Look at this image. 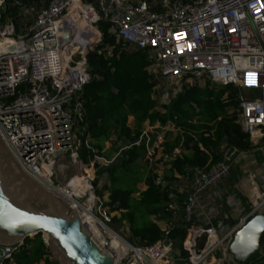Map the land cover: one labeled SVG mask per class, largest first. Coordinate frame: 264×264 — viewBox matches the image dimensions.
I'll list each match as a JSON object with an SVG mask.
<instances>
[{
    "label": "built area",
    "instance_id": "obj_1",
    "mask_svg": "<svg viewBox=\"0 0 264 264\" xmlns=\"http://www.w3.org/2000/svg\"><path fill=\"white\" fill-rule=\"evenodd\" d=\"M4 2L0 0V136L23 167L69 201L114 264H172L171 254L184 260L169 237L178 220L188 226L182 241L188 264H205L210 257L213 264H236L227 253L235 232L264 211V0H46L19 5L17 22L3 19ZM100 23L108 24L118 40L145 52L160 106L194 85H233L238 91L237 119L249 147H224L210 168L191 171L184 206L170 194L167 206L174 222L160 226L163 237L150 245H134L114 229L113 213L93 190L86 168L97 159L113 162L142 139L150 164L163 166L179 152L162 146L163 132L175 127L147 124L137 140L121 144L110 159L91 148L80 125L85 109L79 96L91 80L86 54L101 40ZM83 42L91 44L87 51ZM83 148L94 152L92 159H83ZM62 156L75 165L65 185L53 171ZM235 167L246 181L247 209L236 193L220 185ZM172 181H165L163 173L155 178L161 187ZM223 200L234 217H214L223 212ZM202 233L205 240L198 248ZM18 246L0 244V264L11 263ZM218 249L222 255L216 260L212 253ZM253 255L264 259V248Z\"/></svg>",
    "mask_w": 264,
    "mask_h": 264
},
{
    "label": "trees",
    "instance_id": "obj_2",
    "mask_svg": "<svg viewBox=\"0 0 264 264\" xmlns=\"http://www.w3.org/2000/svg\"><path fill=\"white\" fill-rule=\"evenodd\" d=\"M3 19L16 16L19 5H40L46 0H4ZM48 1V0H47ZM18 5H17V3ZM101 40L86 54V63L91 80L81 90L79 99L83 102L85 117L81 126L90 138L91 148L98 155L110 159L119 153L115 142L112 148L104 150V142L111 137L122 144L133 143L141 135L147 124L172 123L174 130L163 132V149L178 153L166 162L163 179L175 180V173L187 175L194 169H208L222 157L224 147L246 149L249 147L247 135L242 132L237 119V88L233 85L206 83L181 90L167 105L157 107L154 94V76L147 71L150 61L141 49H132L126 42L118 40L110 32L106 23L98 25ZM129 117L133 123L128 122ZM81 155L85 161L93 158L92 150L83 148ZM150 164L146 158L144 139L132 144L118 155L102 171L109 176L110 186L107 210L113 214L112 223L124 222L131 234L134 245H150L163 237L159 222H174L168 211L167 202L175 188L156 184L157 173L148 170L141 174L135 168ZM96 167H100L98 164ZM90 168L86 169L88 172ZM136 175L133 186H119L125 179ZM138 182L146 186L136 187ZM103 188H107L104 184ZM98 196L102 191L95 189ZM137 194L136 206L132 197ZM184 197L177 203L182 208ZM187 225L179 220L174 222L169 237L186 260L188 254L182 250V241ZM41 233L26 237L17 247L9 264H51L50 253ZM246 263L264 264V259L251 256Z\"/></svg>",
    "mask_w": 264,
    "mask_h": 264
},
{
    "label": "water",
    "instance_id": "obj_3",
    "mask_svg": "<svg viewBox=\"0 0 264 264\" xmlns=\"http://www.w3.org/2000/svg\"><path fill=\"white\" fill-rule=\"evenodd\" d=\"M90 45L83 42L86 51ZM73 169L67 156L57 159L53 165L57 182L65 185ZM31 220L35 223H21ZM37 233L45 239L51 264H114L69 201L30 174L0 136V244L21 245L24 238ZM204 240L202 233L198 248ZM262 248L264 211L235 232L227 253L236 264H243Z\"/></svg>",
    "mask_w": 264,
    "mask_h": 264
},
{
    "label": "rangeland",
    "instance_id": "obj_4",
    "mask_svg": "<svg viewBox=\"0 0 264 264\" xmlns=\"http://www.w3.org/2000/svg\"><path fill=\"white\" fill-rule=\"evenodd\" d=\"M157 107L160 108V101L157 98ZM128 122L130 124L133 123V118L129 117ZM116 143V146H120L122 144V142L120 141H115V137H111L109 140L104 142V150H107L109 148H112L113 143ZM67 155V153H64ZM102 156L104 159L108 158L105 157L104 155H99ZM170 162V161H169ZM99 165L100 167H96V165ZM108 164L103 161V160H98L94 162V166L89 167L92 169H89L88 172L91 173V176L93 177V182H94V189L95 190L97 188V190L102 191V196H99L101 198V200L107 202L108 201V194H109V186L111 184L109 176L107 174H105L104 172H102L105 169V166H107ZM168 164H165L163 166H159V165H155V164H147L146 167H144L143 165H140L137 169V167L135 168L134 172H137L136 175H138V173L141 174H145L147 173L148 170L157 172L159 174H164L165 168H167L166 166H168ZM87 169V168H86ZM193 171V170H192ZM74 172V169L71 171ZM192 173H190L188 176L187 175H182L180 178L175 179L174 181L171 182V186L172 188H175V192H172V194L175 196L176 199H178L180 196L184 197L185 194H187V190L188 187L191 183V178H192ZM135 173L132 174L130 177L131 179L127 178V180L125 179V181H123L119 186L124 187V188H129V187H134L133 186V181L136 178ZM104 184L107 186V188H103ZM136 187L139 190H144L146 188L145 184L143 182H138L136 184ZM138 193H135V196L132 197L131 201L133 206H136V199ZM114 214V213H113ZM161 226H163L162 224H160ZM113 227L115 230H117L118 233H120L122 236L125 237V239L131 241V234L128 230L127 224L124 222L121 223H115L113 224ZM221 252L220 249L216 250L215 252L212 253V256L214 257V259H218L219 257H221ZM169 262L172 264H188V260L184 259L181 260L180 258H177V256L171 254L170 258H169ZM214 260L212 259V257H210L208 260H206L205 264H213ZM226 263V262H224ZM223 263V264H224Z\"/></svg>",
    "mask_w": 264,
    "mask_h": 264
},
{
    "label": "crops",
    "instance_id": "obj_5",
    "mask_svg": "<svg viewBox=\"0 0 264 264\" xmlns=\"http://www.w3.org/2000/svg\"><path fill=\"white\" fill-rule=\"evenodd\" d=\"M241 174H242L241 170H239L238 167L233 168L228 179L225 180L224 182H222V184H220V185L226 188L227 193H229V194L236 193V196L241 200V203L239 205L242 208L247 209L248 208V199L246 197V194H247L246 181L243 179V176ZM237 188H240L239 191L236 190ZM222 206L224 208L223 212L219 213L218 215H216L214 217H221V215H222L221 218H224V215H227V214L228 215L232 214L234 217V214L232 212H226V210H228V208L226 207V203L224 200L222 201ZM160 224L164 225V222L160 221L159 225Z\"/></svg>",
    "mask_w": 264,
    "mask_h": 264
},
{
    "label": "snow or ice",
    "instance_id": "obj_6",
    "mask_svg": "<svg viewBox=\"0 0 264 264\" xmlns=\"http://www.w3.org/2000/svg\"><path fill=\"white\" fill-rule=\"evenodd\" d=\"M21 223H35V220H31V221H21ZM50 231H55V229H50ZM70 254L74 255V253H70Z\"/></svg>",
    "mask_w": 264,
    "mask_h": 264
},
{
    "label": "bare ground",
    "instance_id": "obj_7",
    "mask_svg": "<svg viewBox=\"0 0 264 264\" xmlns=\"http://www.w3.org/2000/svg\"><path fill=\"white\" fill-rule=\"evenodd\" d=\"M79 42H80V40H79ZM95 238V237H94ZM95 241H96V238L94 239ZM96 242H98V241H96Z\"/></svg>",
    "mask_w": 264,
    "mask_h": 264
}]
</instances>
